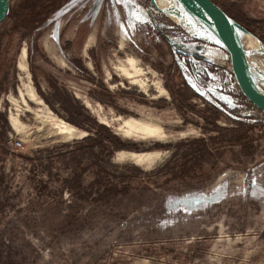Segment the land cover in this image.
<instances>
[{"label":"rangeland","instance_id":"rangeland-1","mask_svg":"<svg viewBox=\"0 0 264 264\" xmlns=\"http://www.w3.org/2000/svg\"><path fill=\"white\" fill-rule=\"evenodd\" d=\"M36 1L0 24V264H264V113L212 29L178 0L191 23L151 0ZM216 1L264 90V0Z\"/></svg>","mask_w":264,"mask_h":264},{"label":"water","instance_id":"water-1","mask_svg":"<svg viewBox=\"0 0 264 264\" xmlns=\"http://www.w3.org/2000/svg\"><path fill=\"white\" fill-rule=\"evenodd\" d=\"M183 6H188L187 0H178ZM206 19V24L221 40L229 55V68L241 94L259 111L264 113V90L253 79L245 57L241 31H249L246 26L233 17L216 0H192ZM152 4L164 11L157 3ZM11 0H0V24L9 15Z\"/></svg>","mask_w":264,"mask_h":264},{"label":"bare ground","instance_id":"bare-ground-1","mask_svg":"<svg viewBox=\"0 0 264 264\" xmlns=\"http://www.w3.org/2000/svg\"><path fill=\"white\" fill-rule=\"evenodd\" d=\"M157 3L174 20L181 22V23L182 22H184V23L190 22L191 23V21H190L191 19H190L189 15L187 14V12L184 11L182 8L178 7L177 5H175V2L173 0H157ZM187 4H188V6H186V7L191 11V13H193L195 16H197L203 22H206L204 15L202 14V12L199 10V8L196 6V4L192 0H187ZM259 46L263 48L262 45H259ZM27 55H28L27 48L24 47L22 49L20 59H19V63H18V67L23 74H25V72L28 71L27 61H26ZM135 73H137L136 69H135ZM128 75L130 77H132L133 73H128ZM30 93H31V96L33 98H36V94L34 93V91H31ZM52 119L55 120L54 121L55 124H57V126L59 127V129L61 131L66 132L67 130L68 131L73 130V127L69 126L68 123H66L65 121L58 119L56 117H53ZM13 124H14V126H17L19 124V121L17 119L13 118ZM120 156H123V157L128 156V158H131V159H134L137 161L150 160L153 158L152 153H144V154L126 153L125 154V152H122V154H120Z\"/></svg>","mask_w":264,"mask_h":264},{"label":"trees","instance_id":"trees-1","mask_svg":"<svg viewBox=\"0 0 264 264\" xmlns=\"http://www.w3.org/2000/svg\"><path fill=\"white\" fill-rule=\"evenodd\" d=\"M44 0H37L36 2H34V3H32L31 4V6L29 7V8H31V9H33L37 4H40V3H42ZM162 12V11H161ZM215 35V34H214ZM199 48H201V43H199V46L197 47V49L195 50V54H197V55H202V54H199V52H198V49ZM227 78H229V81L231 82V83H234V79H233V76H232V73H231V71H230V68L229 67H227ZM235 85V88H238L237 87V85L236 84H234ZM237 90H239V88L237 89ZM239 92V95H238V97L241 99V100H243L246 104H248V105H250V103L247 101V99L241 94V92L240 91H238ZM75 100V99H74ZM76 101V100H75ZM101 127L102 128H105L108 132H110L111 133V131L108 129V127H106L105 125H101ZM110 133H108L109 134V136H110V140H111V143H113L114 144V146L115 147H123V144L121 143V140L119 139V137H117V136H114L112 133L110 134ZM202 139H200L199 141H201ZM104 147V146H103Z\"/></svg>","mask_w":264,"mask_h":264},{"label":"snow or ice","instance_id":"snow-or-ice-1","mask_svg":"<svg viewBox=\"0 0 264 264\" xmlns=\"http://www.w3.org/2000/svg\"><path fill=\"white\" fill-rule=\"evenodd\" d=\"M116 2H117L118 4H120V3H126V2L130 3L131 0H116Z\"/></svg>","mask_w":264,"mask_h":264},{"label":"built area","instance_id":"built-area-1","mask_svg":"<svg viewBox=\"0 0 264 264\" xmlns=\"http://www.w3.org/2000/svg\"><path fill=\"white\" fill-rule=\"evenodd\" d=\"M15 146L17 147L22 146V141L21 140L15 141Z\"/></svg>","mask_w":264,"mask_h":264}]
</instances>
